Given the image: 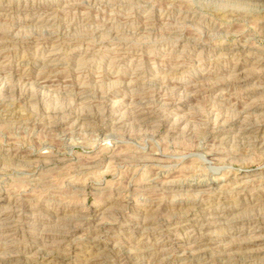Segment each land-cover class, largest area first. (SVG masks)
I'll use <instances>...</instances> for the list:
<instances>
[{"label":"rangeland","instance_id":"obj_1","mask_svg":"<svg viewBox=\"0 0 264 264\" xmlns=\"http://www.w3.org/2000/svg\"><path fill=\"white\" fill-rule=\"evenodd\" d=\"M0 42V260L264 264V0H0Z\"/></svg>","mask_w":264,"mask_h":264},{"label":"bare ground","instance_id":"obj_2","mask_svg":"<svg viewBox=\"0 0 264 264\" xmlns=\"http://www.w3.org/2000/svg\"><path fill=\"white\" fill-rule=\"evenodd\" d=\"M3 42H0V45L2 44ZM217 117V116H216ZM2 197V195H0V198ZM4 209V208H3ZM4 211L5 212H3V214L4 215H6V214H8V213H10V212H8L7 211V209H4ZM1 219V218H0ZM223 219V218H222ZM225 219V218H224ZM2 220V219H1ZM198 220V219H197ZM4 222V221H3ZM146 224V223H145ZM0 225H2V222L0 221ZM1 227H3V226H1ZM1 227H0V229H1ZM135 227V226H134ZM9 229V228H8ZM5 230V229H4ZM7 231V230H6ZM3 232H5V231H0V233H3ZM7 233V232H6ZM3 235H4V233H3ZM16 235V234H15ZM2 236V235H1ZM51 250V249H50ZM255 252V251H254ZM242 253V252H241ZM248 255H249V253H248ZM256 255V254H255ZM152 257V256H151ZM2 258V257H1ZM26 258V257H25ZM226 258V257H225ZM4 259V258H3ZM218 259H220V258H218ZM229 259V258H228ZM92 260V259H91ZM224 260V259H223ZM26 261V260H25ZM89 261V260H88ZM168 261V260H167ZM218 261H220V260H218ZM17 262H18V264H24V259L22 258V257H10V258H8V259H5V260H0V264H17Z\"/></svg>","mask_w":264,"mask_h":264}]
</instances>
